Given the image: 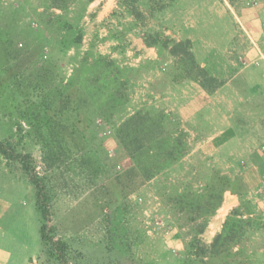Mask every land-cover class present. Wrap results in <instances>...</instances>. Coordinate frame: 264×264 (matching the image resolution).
Segmentation results:
<instances>
[{
	"label": "rangeland",
	"instance_id": "rangeland-1",
	"mask_svg": "<svg viewBox=\"0 0 264 264\" xmlns=\"http://www.w3.org/2000/svg\"><path fill=\"white\" fill-rule=\"evenodd\" d=\"M0 140L67 264H264V0H0ZM34 201L0 154V264Z\"/></svg>",
	"mask_w": 264,
	"mask_h": 264
},
{
	"label": "trees",
	"instance_id": "trees-1",
	"mask_svg": "<svg viewBox=\"0 0 264 264\" xmlns=\"http://www.w3.org/2000/svg\"><path fill=\"white\" fill-rule=\"evenodd\" d=\"M138 14V11H136ZM136 15V14H135ZM175 47L171 50L173 51ZM199 83L202 86H205V82L203 79H207L215 81L212 77L206 74V71L199 67ZM150 140V139H148ZM136 142L138 140L135 139ZM138 153V152H136ZM0 154L3 155L5 158L14 160L18 162L21 167L23 168L24 172L29 176V182L34 187V197H35V209L39 214L40 218V225H39V235L40 240L44 247L45 258L47 261H51L54 264H67L66 263V253L65 248L66 244L60 240H54L50 234V231H47V220H48V201H49V194L48 190L45 187L43 179L39 177L36 172L34 171V167L31 164V156L28 153H23L18 151L15 147H12L7 141L0 140ZM142 154V153H141ZM140 154L138 153V156ZM166 155L171 158L173 153L171 151L167 152ZM145 171V175L153 176L157 171H154L153 168H142ZM226 185L221 186L219 192L213 196L214 194L210 191V193H206L203 196L206 198L204 203L211 204V208L214 209L218 205H220L222 200V192L225 189ZM178 197V195H177ZM214 198V201H211ZM218 236H216L209 245L206 246V250L211 249L217 241Z\"/></svg>",
	"mask_w": 264,
	"mask_h": 264
}]
</instances>
